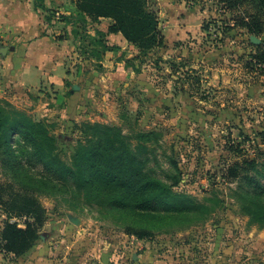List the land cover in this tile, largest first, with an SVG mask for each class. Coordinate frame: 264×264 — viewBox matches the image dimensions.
Instances as JSON below:
<instances>
[{
    "label": "rangeland",
    "instance_id": "obj_1",
    "mask_svg": "<svg viewBox=\"0 0 264 264\" xmlns=\"http://www.w3.org/2000/svg\"><path fill=\"white\" fill-rule=\"evenodd\" d=\"M30 1L68 48L64 69L73 78L63 91L41 84L29 98L0 99L72 139L61 146L66 160L82 123L120 126L129 140L154 148L155 177L203 206L189 211L162 201L137 213L91 204L17 136L12 153L0 157V185L34 195L48 218L37 244L17 256L6 251L2 231L7 221L25 228L26 218L0 206V264H264V227L251 222L241 200L264 195L247 178L224 181L236 160L256 158L249 176L264 186V73L254 59L264 32L236 26V13L220 0H149L165 44L138 60L134 45L109 32L111 19L83 20L75 0H38L49 11ZM31 178L67 188L30 189ZM135 229L152 235L139 239Z\"/></svg>",
    "mask_w": 264,
    "mask_h": 264
},
{
    "label": "trees",
    "instance_id": "obj_2",
    "mask_svg": "<svg viewBox=\"0 0 264 264\" xmlns=\"http://www.w3.org/2000/svg\"><path fill=\"white\" fill-rule=\"evenodd\" d=\"M35 1L36 9L49 11L44 3ZM224 8L236 13L235 25L259 36L264 32V0H220ZM79 17L99 22L103 18L113 21L110 33H121L139 50L135 59L143 60L152 51L165 44L160 28V19L150 6L149 0H75ZM208 30V27H204ZM254 59L264 73V44L256 45ZM130 61H127V63ZM81 137L76 140L70 159L64 157L63 141L53 134L46 121L36 120L32 115L13 107L0 99V157L8 156L11 144L19 136L34 150L38 161L59 175L63 183L85 195L87 202L105 208H114L141 213L151 209L157 202L180 203L189 211H200L202 204L191 201L186 193L173 192L170 185L155 177L150 164L156 159L152 146L144 141L133 142L118 125L92 123L81 124ZM256 158L236 160L228 166L224 181L247 178L264 195V186L249 176L255 170ZM11 167V166H10ZM177 167V164H176ZM12 169H14L12 167ZM16 175L18 171L14 169ZM25 185V184H24ZM65 189L59 183L49 184L47 180L30 179V189ZM26 186V185H25ZM27 187V186H26ZM0 206L9 216L26 218L25 228L7 221L2 231V240L7 252L22 256L41 239L40 228L47 222V209L34 195H26L6 189L0 185ZM67 188V187H66ZM7 195L5 198L4 195ZM243 212L253 224L264 227V201L241 197ZM132 234L139 239L152 235L151 231L135 229Z\"/></svg>",
    "mask_w": 264,
    "mask_h": 264
},
{
    "label": "crops",
    "instance_id": "obj_3",
    "mask_svg": "<svg viewBox=\"0 0 264 264\" xmlns=\"http://www.w3.org/2000/svg\"><path fill=\"white\" fill-rule=\"evenodd\" d=\"M46 28L44 15L30 0H0V64H4L0 67V98L10 94L13 100L24 95L29 98L27 92L41 84L42 90L67 89L73 78L64 69L68 48L55 41ZM4 47H8L6 53Z\"/></svg>",
    "mask_w": 264,
    "mask_h": 264
},
{
    "label": "water",
    "instance_id": "obj_4",
    "mask_svg": "<svg viewBox=\"0 0 264 264\" xmlns=\"http://www.w3.org/2000/svg\"><path fill=\"white\" fill-rule=\"evenodd\" d=\"M251 40H252V42L253 43H255V44H259L261 41L257 38V37H255V36H253L252 38H251ZM8 51V47H4L3 49H2V52L3 53H6ZM75 88H77V86H75Z\"/></svg>",
    "mask_w": 264,
    "mask_h": 264
}]
</instances>
